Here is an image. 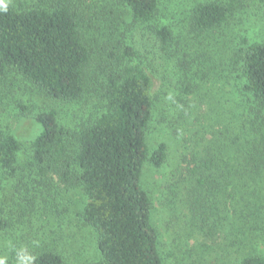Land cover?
<instances>
[{
  "label": "trees",
  "instance_id": "obj_1",
  "mask_svg": "<svg viewBox=\"0 0 264 264\" xmlns=\"http://www.w3.org/2000/svg\"><path fill=\"white\" fill-rule=\"evenodd\" d=\"M118 1L129 7L133 23L142 29L132 44L121 45V52L116 47L109 51L100 112L77 134L71 159L65 154V132L55 111L37 113L34 156L40 164L62 165L64 178L77 171L87 199L82 217L96 234L99 252L90 264H163L152 202L142 185L145 165L163 167L169 155L164 138L149 146L148 127L155 112L175 114L182 124L193 115L191 127L196 130L207 119L211 126L217 120L222 123L220 133L204 142L203 150H209L210 156L190 153L179 157L180 172L186 170L191 177L185 201L187 218H210L213 209H220L216 203L229 184L231 199L236 198L242 213L258 218L264 210V195H256L255 203L247 200L252 181L264 168V37L248 28L230 39L198 42L238 11H246L263 28L257 9L264 6V0H252L253 5L249 0H191L187 6L185 0L177 1L189 11L188 25L194 37L177 34L161 19L163 0ZM251 6L254 15L249 14ZM91 21L69 0H55L50 8L8 5L7 12H0V75L13 71L51 98L79 99L87 90L85 73L92 60L84 40ZM200 45L201 51L209 53L207 58L213 55L215 71L207 68L191 83L187 66L193 55L198 56ZM114 61L117 64L110 67ZM153 76L160 78L156 91ZM189 94L193 97L187 100ZM19 148L13 134L0 132V171L15 174ZM171 204L170 218H179L177 201ZM35 257L33 264H67L53 250ZM241 264H264V255H245Z\"/></svg>",
  "mask_w": 264,
  "mask_h": 264
},
{
  "label": "rangeland",
  "instance_id": "obj_2",
  "mask_svg": "<svg viewBox=\"0 0 264 264\" xmlns=\"http://www.w3.org/2000/svg\"><path fill=\"white\" fill-rule=\"evenodd\" d=\"M69 1L71 6L85 12L92 20L84 39L92 57L85 73L86 92L74 101L58 100L44 94L16 72L0 75V132L13 134L20 145L15 174L0 171V256L7 258V264H17L16 252L21 247L34 256L47 250L56 251L67 264H90L99 258L96 234L82 217L87 199L77 171L72 170L68 178H64L62 172L66 170L62 165L40 164L34 156L35 116L42 111H55L59 126L65 132V154L71 159L77 148V134L102 108L100 90L109 51L116 47V51L121 52L122 44H132L142 26L133 23L129 7L118 0ZM177 1H162L161 19L169 23L177 34L194 37L188 25L189 11L185 6L181 8L192 1L185 0L182 5ZM54 2L10 0L8 5L50 8ZM249 2L253 5L252 0ZM254 10L251 6L249 14L254 15ZM257 12L262 18L263 28L258 27L253 16L248 18L246 11H238L227 24L209 34L204 33L206 36H200L198 42L205 38L203 42L223 37L230 39L239 30L248 28L263 38L264 6ZM208 54L201 51L200 45L198 56L193 55L187 66L189 82L198 81V76L207 68L214 70L213 55L207 58ZM115 64L117 62L110 67ZM153 81L156 91L160 78L153 76ZM192 97L193 94H189L187 100ZM173 109L175 113L177 106ZM176 117L172 113L155 112L148 127L149 146L153 147L164 138L169 155L163 167L154 168L147 163L142 176V185L152 202L151 217L159 234L158 246L163 264H241L245 255H264V210L258 218L256 214L250 217L248 213H242V206L237 209L235 205L236 198L231 199V184L225 186L222 200L216 203L220 209H213L210 218H200L201 222H198L199 218L197 222L196 218H187L190 215L185 201L191 177L186 170L180 172L179 157L190 153L210 156L207 155L209 150H203L207 144L204 142L211 141L217 132L220 133L222 123L217 120L211 126V119H207L199 122L201 125L196 130L191 127L193 115L187 124L180 123ZM166 124H171V128ZM200 138H203V143ZM251 184L247 200L255 203L256 195H264V168ZM220 198L221 195L217 200ZM172 200L177 201L175 208L179 218H170L168 206ZM261 203L264 206V198Z\"/></svg>",
  "mask_w": 264,
  "mask_h": 264
},
{
  "label": "clouds",
  "instance_id": "obj_3",
  "mask_svg": "<svg viewBox=\"0 0 264 264\" xmlns=\"http://www.w3.org/2000/svg\"><path fill=\"white\" fill-rule=\"evenodd\" d=\"M10 0H0V12L8 11V3ZM17 264H33L36 257L30 254L25 248L21 247L16 252ZM0 264H7V258L0 256Z\"/></svg>",
  "mask_w": 264,
  "mask_h": 264
}]
</instances>
